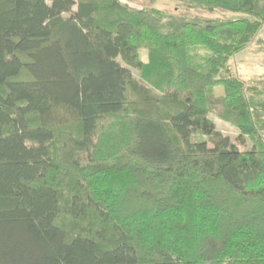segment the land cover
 I'll list each match as a JSON object with an SVG mask.
<instances>
[{
    "label": "trees",
    "instance_id": "16d2710c",
    "mask_svg": "<svg viewBox=\"0 0 264 264\" xmlns=\"http://www.w3.org/2000/svg\"><path fill=\"white\" fill-rule=\"evenodd\" d=\"M154 1L0 0V264H264V0Z\"/></svg>",
    "mask_w": 264,
    "mask_h": 264
},
{
    "label": "rangeland",
    "instance_id": "374dc122",
    "mask_svg": "<svg viewBox=\"0 0 264 264\" xmlns=\"http://www.w3.org/2000/svg\"><path fill=\"white\" fill-rule=\"evenodd\" d=\"M152 6L159 8L167 15L162 29L163 32L170 30L172 22L177 19L194 21L203 18L233 19L246 16L242 12H234L217 7H204L185 0H156L152 3ZM146 56V49H142L140 51L141 59L146 60ZM228 67L231 74L246 81L252 77L264 75V25L251 43L230 57ZM132 72L135 77H138V71L132 69ZM222 92V86L215 88L216 94H221ZM209 117L215 121L217 127L224 134L233 139L236 148H242L234 139L238 133L236 127L216 118L212 114H209ZM247 145H250L249 141H247Z\"/></svg>",
    "mask_w": 264,
    "mask_h": 264
}]
</instances>
